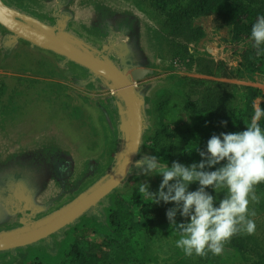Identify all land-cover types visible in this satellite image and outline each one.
Returning a JSON list of instances; mask_svg holds the SVG:
<instances>
[{
	"label": "rangeland",
	"instance_id": "obj_1",
	"mask_svg": "<svg viewBox=\"0 0 264 264\" xmlns=\"http://www.w3.org/2000/svg\"><path fill=\"white\" fill-rule=\"evenodd\" d=\"M80 1L86 5L79 4V7L75 4L74 19L68 22L66 30L95 47H100L103 40L92 35L93 31L88 30L89 25L87 29L83 27L89 19L91 23L94 22L93 16L91 19L92 11L98 13L103 7H107L116 12L127 13L138 22L136 41L130 44L127 39H122L118 44L123 45L128 53L132 48L138 50L144 63L137 67L148 70L137 84V89L146 96L148 113L149 128L145 131L143 140L154 129L155 100L167 93L181 97L182 92H188L194 100H202L207 95L210 98L214 94L219 97L220 108L226 100L232 104L239 103L245 87L259 88L264 94V53L257 55L258 70L251 72L242 68L239 65L242 53L254 48L253 41L250 37L233 38L232 29L229 26H217L213 16H201L193 20L194 25L203 30L200 38L193 39L184 34H170L165 26V9L155 8L148 0ZM4 2L50 26L56 22L54 16L48 15L52 11V4L47 6L40 0ZM73 5L71 8H74ZM5 33L7 30L0 25V39ZM2 43L4 45L3 39ZM261 47L264 48V45ZM2 55L4 57H0V61L1 67H4L7 62L5 57L10 59V56L4 55L3 52ZM116 57L114 54L115 60H112L121 68L122 62L118 64ZM12 65L16 66H9L8 70L12 74L26 71L24 64ZM37 66L42 67L39 62ZM31 67L29 64V68ZM75 69L67 70L65 77L59 75L61 79H58L64 80L65 84L48 81L43 83L44 85H36V90L32 93L28 88L29 83L17 80L14 75L6 76L3 80L0 76V159H5L13 153L30 151L31 148L39 146V143L52 142L63 149L71 150L78 162L85 158L95 161V164L91 165L96 171L82 185L86 187L102 178L113 162L120 141V116L112 91L101 80L88 82L90 73L83 67ZM186 78H191V82L186 81ZM26 97L35 98L30 101L26 100ZM262 102V98H257L254 105L261 107ZM185 119L188 123V118ZM144 153L149 154L142 147L140 155ZM82 165L79 163L78 167ZM138 176L140 175L131 174L116 192L133 193L135 190L132 188ZM141 178L148 177L141 175ZM150 178L154 179L156 176ZM82 192L83 190L80 193ZM75 194L70 196V201L67 200V195L62 197L60 202L56 201L52 207L55 208L64 201L66 204L71 202L79 195L74 197ZM249 208L254 213L250 218L256 225L254 233L251 234L252 247L264 253V209L256 202H251ZM87 219L83 217L78 220L77 226L86 223ZM173 228L169 225L162 226L148 240V253L154 256V261L150 264H175L187 257L184 251L176 246L179 235L175 234ZM71 240V232L63 237L52 235L27 247L1 252L0 264H31L33 261L60 264ZM222 254L221 264H254V260L242 261L234 250L225 245ZM188 257L195 258L193 255Z\"/></svg>",
	"mask_w": 264,
	"mask_h": 264
},
{
	"label": "trees",
	"instance_id": "obj_2",
	"mask_svg": "<svg viewBox=\"0 0 264 264\" xmlns=\"http://www.w3.org/2000/svg\"><path fill=\"white\" fill-rule=\"evenodd\" d=\"M148 1L155 8L165 9V26L170 34H184L193 39L203 35L202 28L193 23L194 19L201 16H213L217 26H229L233 38L242 39L250 37L252 25L258 15H264V0ZM258 61L257 49L249 48L242 53L239 65L253 72L259 69ZM185 80L190 81L191 78ZM257 98L263 99L261 107H264V94L255 87H245L241 101L237 104L230 103L225 96L226 101L221 108L219 97L214 94L210 98L207 95L202 100H194L188 92H182L181 97L171 93L162 95L155 100L154 129L144 137L142 147L150 155H157L169 165L173 161L185 164L199 161L201 157L195 151L196 148L199 146L203 149L213 134L244 130L254 114V102ZM261 124L264 126V121ZM132 174L140 175L133 185V193H117L116 189L100 203L97 213L89 211L78 219L88 218L86 223L77 226V220L78 222L56 234L60 237L70 232L72 234V240L60 264H150L154 261V256L148 253L147 242L162 226L169 225L165 210L173 205H154L138 193V186L144 182L151 184V191H157L162 177L143 179L137 170ZM197 187L198 185L193 184L191 189L195 190ZM226 191L225 189L219 193L217 198H222ZM255 194L258 197L257 205L264 209V183L255 187ZM176 220H182L179 213ZM251 241V235L240 233L224 245L234 250L244 262L254 260V264H264V253L252 247ZM193 256L195 258L187 256L175 264H221L223 259V254L213 255L211 252L204 256ZM31 264L43 263L33 261Z\"/></svg>",
	"mask_w": 264,
	"mask_h": 264
},
{
	"label": "clouds",
	"instance_id": "obj_3",
	"mask_svg": "<svg viewBox=\"0 0 264 264\" xmlns=\"http://www.w3.org/2000/svg\"><path fill=\"white\" fill-rule=\"evenodd\" d=\"M250 39L257 55L264 53V15H258ZM264 107L254 105L250 123L242 131L213 134L201 157L191 164L162 162L157 155L144 153L135 161L138 174L162 177L157 191L149 182L138 186V193L154 205H173L165 210L169 227L179 233L176 246L186 256L220 255L225 242L240 233L253 234L251 202H258L255 187L264 183ZM191 154V153H190ZM193 184L198 185L195 190ZM211 189V191H209ZM226 191L222 198L218 194ZM177 213L182 218L176 220Z\"/></svg>",
	"mask_w": 264,
	"mask_h": 264
},
{
	"label": "water",
	"instance_id": "obj_4",
	"mask_svg": "<svg viewBox=\"0 0 264 264\" xmlns=\"http://www.w3.org/2000/svg\"><path fill=\"white\" fill-rule=\"evenodd\" d=\"M57 24L50 26L0 0V25L7 30L4 47L10 50L20 41H26L34 47L62 56L66 63L73 62L83 67L90 73L88 82L101 80L116 98L120 116V141L106 174L75 199L43 218L34 221L21 219L20 226L0 231V253L48 239L74 224L89 211L97 213L100 203L137 170L134 164L140 159L143 135L149 128L146 96L137 89L138 82L148 70H132L127 65L120 68L109 57L108 47L96 49L68 32L66 22L58 21Z\"/></svg>",
	"mask_w": 264,
	"mask_h": 264
},
{
	"label": "flooded vegetation",
	"instance_id": "obj_5",
	"mask_svg": "<svg viewBox=\"0 0 264 264\" xmlns=\"http://www.w3.org/2000/svg\"><path fill=\"white\" fill-rule=\"evenodd\" d=\"M40 1L44 5L53 6L51 13H48L49 17H55L56 22L52 26L62 21L66 22V29L68 22L74 19L75 4L86 5L80 0ZM72 5L74 8H71ZM92 13L91 19L93 16L94 22L91 23L89 19L90 24L88 22L83 27L87 29L89 25L88 30L93 31L92 35L102 39L103 43L100 47L90 45L99 50L106 46L110 49L111 59L115 60V54L118 64L124 61L122 67L127 65L132 70L140 69L137 66L144 63V59L139 51L132 48L128 53L123 45L118 44L122 39H127L130 44L136 41L138 22L127 13L116 12L107 7H103L98 13ZM31 149L0 159V231L18 227L21 219L34 221L43 218L66 204L64 201L54 208L52 206L56 201L59 200V203L66 195L69 200L74 193L75 197L92 184L82 186L96 171L91 165L95 164L93 159L85 158L78 162L69 149H63L52 142L39 143V146ZM79 163L83 165L78 167Z\"/></svg>",
	"mask_w": 264,
	"mask_h": 264
},
{
	"label": "crops",
	"instance_id": "obj_6",
	"mask_svg": "<svg viewBox=\"0 0 264 264\" xmlns=\"http://www.w3.org/2000/svg\"><path fill=\"white\" fill-rule=\"evenodd\" d=\"M4 36L0 39V57H4V55L10 56L8 58L5 57L6 63L4 67H1L2 61H0V76L3 79H6V76H15L24 83H29L30 86V93L33 90H36V85H44L45 82L56 81L59 84H65L64 80H59V75L64 76L66 75L67 70H76L75 68H80V66L74 67L76 64L73 62H65V59L49 50H45L39 47H34L29 43L19 42L16 44L12 49L7 50L3 43L2 39L4 40ZM34 60V61H33ZM39 62L42 67L37 66L36 64ZM14 64H24V69L26 70L24 73L21 72H14V74L10 73L9 66H15ZM29 64L32 66L29 68ZM16 67V66H15ZM39 73V75H37ZM8 74V75H6ZM0 77V78H1ZM59 78V79H58ZM4 82L7 84L6 80ZM26 100H32L35 97H26ZM71 151V150H70ZM72 152V151H71ZM74 154H72L73 156Z\"/></svg>",
	"mask_w": 264,
	"mask_h": 264
}]
</instances>
